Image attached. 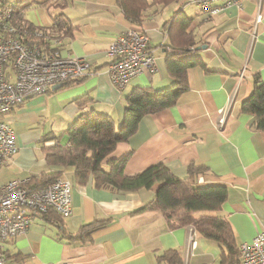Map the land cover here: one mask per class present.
Wrapping results in <instances>:
<instances>
[{
    "label": "crops",
    "instance_id": "0c3cea01",
    "mask_svg": "<svg viewBox=\"0 0 264 264\" xmlns=\"http://www.w3.org/2000/svg\"><path fill=\"white\" fill-rule=\"evenodd\" d=\"M237 3L217 14L189 0L153 4L140 25L150 35L154 64L123 88L107 72L106 50L118 34L139 24L125 17L118 0H41L33 7L58 6L56 14H49L50 21L24 16L30 24L57 32L62 57L84 56L97 72L33 96L7 116L19 150L0 167V186L16 178L37 183L51 171H60L73 183V214L62 219L64 228L57 214L35 216L26 232L5 242L8 264H170L160 257L169 250H177L183 264H223L219 242L191 225L171 228L161 209L144 208L154 200L157 184L136 190L97 186L91 179L79 184L73 167L46 159L45 146H65L69 139L61 144L53 124L42 123V113L66 132L80 113L90 110L110 115L119 129L126 98L134 88L155 91L175 83L167 65L172 49L165 46L169 37L164 31L175 13V21L184 18L187 32L198 41L183 57H197L199 62L187 70L188 86L177 103L142 116L135 132L118 142L109 157L126 155V174L162 163L178 178L190 177L195 168L202 171L198 183L224 184L227 199L221 210L199 215L229 220L237 247L264 229V130L256 127L253 114L241 111L255 75L264 79V0ZM259 11L262 18L257 21ZM61 13L69 18L67 31L53 25ZM91 223L86 239L77 236Z\"/></svg>",
    "mask_w": 264,
    "mask_h": 264
},
{
    "label": "trees",
    "instance_id": "16d2710c",
    "mask_svg": "<svg viewBox=\"0 0 264 264\" xmlns=\"http://www.w3.org/2000/svg\"><path fill=\"white\" fill-rule=\"evenodd\" d=\"M173 1L184 2L185 0H153L152 3L148 0H118L125 17L136 24L142 23L147 16L148 9L153 4L166 5ZM22 7L21 3L14 11L17 14L16 18L18 21L26 22L32 26L24 16L20 15ZM176 15L177 13L172 18L173 23H171L172 19L167 21L166 30H164L166 36L169 37L165 46L172 49V52L167 55V65L170 73L176 79L175 83L170 87L155 91L134 88L126 98L127 105L123 123L119 129L116 128L110 115L94 110L80 113L67 129L68 144L45 146L46 159L49 164L73 167L76 183L79 184H86L91 179L97 186H110L118 190L151 188L157 184L154 200L147 204L145 209H161L171 228L193 226L207 238L219 242L223 248V264H241L240 248L236 246L229 220L221 215H199L201 211L221 210L227 199V187L224 184L198 183L197 176L202 171L195 168L190 170V177L178 178L162 163L153 164L135 174H126L124 163L127 156L109 157L118 142L127 140L135 132L142 116L177 103L180 95L188 86L187 70L197 64L199 60L197 57L184 58L183 55L190 47L198 44V41H195L187 32L188 22L184 18L176 22ZM69 23V18L63 13L53 18V25L56 29L58 26L60 30L67 31ZM37 43L43 45L44 42ZM82 78L70 80L66 84L78 82ZM241 111L253 114L256 127L264 130V79L259 74L254 77L253 90L243 100ZM54 138L56 137L51 139ZM61 174L60 171L44 173L42 175L44 180L35 183L30 179L28 186L32 189L45 187ZM52 213L57 214L61 220L59 223L63 226L62 219L64 217L55 211L50 210L43 216L47 217ZM90 225L93 224L84 225L77 236L86 239V235H89L93 229V226ZM74 237L73 235L69 236L70 239ZM5 253L7 260L10 259L11 256L6 250ZM160 257L171 262L170 264H183L177 250H169Z\"/></svg>",
    "mask_w": 264,
    "mask_h": 264
},
{
    "label": "built area",
    "instance_id": "2783aa9c",
    "mask_svg": "<svg viewBox=\"0 0 264 264\" xmlns=\"http://www.w3.org/2000/svg\"><path fill=\"white\" fill-rule=\"evenodd\" d=\"M24 1L0 0V167L19 150L15 130L7 119L16 107L33 96L47 93L55 84L97 72L84 56L62 57L57 49L60 38L53 29L18 21L14 11ZM189 1L209 14L238 4L237 0ZM20 15L24 16L22 12ZM261 18L259 11L256 19ZM139 25L118 34L106 50L110 58L107 72L118 88L125 87L131 78L154 64L150 35ZM29 180L16 178L0 186V264H8L5 242L26 232L35 216L50 210L62 217L73 214L71 180L60 176L37 189L28 186ZM239 248L241 264H264V229Z\"/></svg>",
    "mask_w": 264,
    "mask_h": 264
},
{
    "label": "rangeland",
    "instance_id": "374dc122",
    "mask_svg": "<svg viewBox=\"0 0 264 264\" xmlns=\"http://www.w3.org/2000/svg\"><path fill=\"white\" fill-rule=\"evenodd\" d=\"M40 1L41 0H25L22 3L23 7L20 8V10L22 14L31 21H34L36 16L38 18L43 17L47 19L48 21H50L51 16L49 14H52V15L56 14L58 11L57 9L58 6H55L53 4H46V5H43V7L39 6V7L34 8L33 6L36 5ZM13 3H15V0H13ZM53 113L59 114L58 110H55V109H53ZM42 115H43L42 123H46V125L53 124L52 126H54V130L57 132V135H59V139L61 141L60 143L66 144L69 139V134L66 132V127L63 128V126H60L59 124H57V120H53V118H51L47 113H42Z\"/></svg>",
    "mask_w": 264,
    "mask_h": 264
},
{
    "label": "water",
    "instance_id": "95a60500",
    "mask_svg": "<svg viewBox=\"0 0 264 264\" xmlns=\"http://www.w3.org/2000/svg\"><path fill=\"white\" fill-rule=\"evenodd\" d=\"M198 48H199V47H198ZM63 85H65V82L55 84V85L53 86V88H59V87H62Z\"/></svg>",
    "mask_w": 264,
    "mask_h": 264
}]
</instances>
